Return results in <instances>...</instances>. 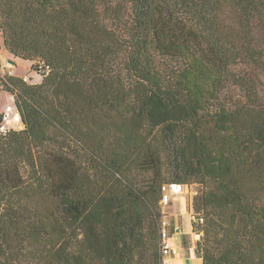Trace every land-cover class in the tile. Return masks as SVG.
<instances>
[{
	"label": "trees",
	"instance_id": "trees-1",
	"mask_svg": "<svg viewBox=\"0 0 264 264\" xmlns=\"http://www.w3.org/2000/svg\"><path fill=\"white\" fill-rule=\"evenodd\" d=\"M0 35L42 69L0 73V264H161L192 184L202 264H264V0H0Z\"/></svg>",
	"mask_w": 264,
	"mask_h": 264
},
{
	"label": "rangeland",
	"instance_id": "rangeland-1",
	"mask_svg": "<svg viewBox=\"0 0 264 264\" xmlns=\"http://www.w3.org/2000/svg\"><path fill=\"white\" fill-rule=\"evenodd\" d=\"M34 62L23 61L21 59L13 57L9 54L3 46L2 38L0 35V73L2 77L6 75L23 78L30 84L40 83L42 69L34 66ZM11 109L7 112V109ZM0 109L5 114L4 122L0 127V132L8 130H21L23 125L20 122V118L17 109L14 104V96L3 90H0ZM189 194L186 196L188 210L184 216L186 219H190V222L194 220L193 211L191 208V201L196 194L197 186L190 185ZM183 218V217H182ZM182 221V220H181ZM189 222L184 224L180 233L173 232L169 241L171 246L176 248V254L167 258V264H202L201 258L195 252L197 240L193 234H189Z\"/></svg>",
	"mask_w": 264,
	"mask_h": 264
},
{
	"label": "crops",
	"instance_id": "crops-1",
	"mask_svg": "<svg viewBox=\"0 0 264 264\" xmlns=\"http://www.w3.org/2000/svg\"><path fill=\"white\" fill-rule=\"evenodd\" d=\"M189 194V187H182L181 191L173 192L169 191V199L167 203L160 206L161 214L167 222V230L169 234L168 243L171 244L170 238L173 232L180 233L184 224L189 222V234L191 233V222L190 219L184 218L187 212L189 203L187 202L186 196ZM191 205V203H190ZM189 211V210H188ZM183 217V218H182ZM182 220V221H181ZM171 246V245H170ZM176 249L175 247L171 246ZM174 256V255H173Z\"/></svg>",
	"mask_w": 264,
	"mask_h": 264
},
{
	"label": "built area",
	"instance_id": "built-area-1",
	"mask_svg": "<svg viewBox=\"0 0 264 264\" xmlns=\"http://www.w3.org/2000/svg\"><path fill=\"white\" fill-rule=\"evenodd\" d=\"M6 132L7 131H4L2 133H6ZM181 188H182L181 186H177V185H172V186L163 185L161 187L162 197L160 200V206L167 203L169 199L168 196L169 191L179 192L181 191ZM167 226H168L167 222L165 221L162 215V219L160 221V231H159V253L161 256V264H167V258L169 256H173L176 254V249L172 248L168 243L169 234H168ZM194 238L198 240L199 235H195Z\"/></svg>",
	"mask_w": 264,
	"mask_h": 264
},
{
	"label": "bare ground",
	"instance_id": "bare-ground-1",
	"mask_svg": "<svg viewBox=\"0 0 264 264\" xmlns=\"http://www.w3.org/2000/svg\"><path fill=\"white\" fill-rule=\"evenodd\" d=\"M10 110H11L10 108H9V109H7V112H10Z\"/></svg>",
	"mask_w": 264,
	"mask_h": 264
}]
</instances>
